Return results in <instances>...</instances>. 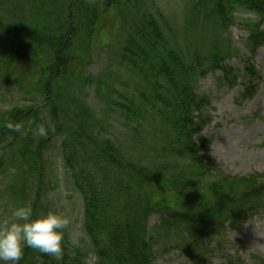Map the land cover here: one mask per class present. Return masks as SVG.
I'll return each instance as SVG.
<instances>
[{
	"label": "trees",
	"instance_id": "trees-1",
	"mask_svg": "<svg viewBox=\"0 0 264 264\" xmlns=\"http://www.w3.org/2000/svg\"><path fill=\"white\" fill-rule=\"evenodd\" d=\"M18 1L0 0V79L41 96L47 121L40 109H28L24 151L42 156L49 137H62L63 169L81 198L80 228L77 220L64 230L62 254H32L26 247L19 264H38L29 258L39 264H156L165 239L196 260L200 241L241 231L264 213V173L226 172L204 155L207 140L198 137L210 123V97L198 89L208 72H217L216 84L225 89L241 81L236 103L255 95L259 78L251 58L264 46V0H192L182 42L153 0H134L129 18L118 13L129 1ZM242 15L251 16L242 21L250 58L222 41ZM116 16L122 19L114 31L121 28L125 39L119 63L133 73L132 92L121 76L112 75L113 90L103 77L85 75L86 57L75 50L78 42L90 49L99 23ZM234 57L240 68L228 64ZM75 66L78 72L68 75ZM92 86L104 107L100 118L83 92ZM19 115L11 110L9 122ZM110 115L122 121L125 135H134L132 143L109 131ZM32 129L39 130L36 143ZM28 174L43 178L41 171ZM152 215L159 223L150 231Z\"/></svg>",
	"mask_w": 264,
	"mask_h": 264
},
{
	"label": "rangeland",
	"instance_id": "rangeland-1",
	"mask_svg": "<svg viewBox=\"0 0 264 264\" xmlns=\"http://www.w3.org/2000/svg\"><path fill=\"white\" fill-rule=\"evenodd\" d=\"M97 1L90 0V2ZM126 1H129L130 4L125 8L124 6L118 8V13L129 18V9L134 5V0H120L122 3ZM145 1L148 3L152 0ZM153 1L167 18L174 35L178 37L179 42H182L183 37L181 34L186 15L185 11L192 0ZM18 2L20 3V1ZM116 17H106L105 20L103 19L99 23L96 27L98 33L95 35L90 49L89 47L86 49L81 42H78L75 50L86 57L88 64L85 75H88L94 81L101 76L110 84L112 75L121 76V80L126 83L128 92H132L134 88L133 73L127 66L119 63V49L125 39L121 28L114 31V28L120 25L122 19ZM250 17L249 15H242L238 18L235 22L236 25L227 30V37L224 32L222 33V41L229 39L234 48L239 50L242 58L249 56L244 48L247 33L242 28V21H249ZM262 29L264 30V19ZM251 63L259 78L257 80V90L251 100L236 103L238 95L242 92L241 81H238L239 85L235 88L225 89L216 84V79L219 77L217 72H208L198 83L199 91L208 95L211 100L207 109L210 123L198 136L207 140L204 155L213 160L221 169L236 176H244L252 172L264 173V46L258 49L251 58ZM228 64L232 68H240L242 62L239 58L234 57L231 58ZM74 71L78 72L76 66L68 69L67 73L72 76ZM112 87L113 90L117 89L115 85H112ZM118 89L121 90L120 85H118ZM83 92L87 105L93 114L100 118L104 107L102 102L95 96V87H86ZM41 101L42 98L37 93L24 92L20 82L10 83L6 79H0L1 122L6 121L7 114L5 113L9 112L11 107L21 106L22 108L32 109L36 105L41 108L40 119L46 122L47 110L43 106L40 107ZM106 117L104 116V118ZM108 120L111 124L109 131L115 137L120 136L119 139L122 141L124 139L126 144L131 142V138L134 140L133 134L125 135L121 130L120 124H122V121L120 119L110 115ZM1 122L0 132L5 131L8 127L6 124L3 127ZM8 134L0 141L2 146H8L7 150L5 149L6 155L3 157V165L1 166L2 163H0V220L9 216L15 206L25 204L31 206L34 216L56 211L69 220L66 229L73 226L77 220H79L77 227L80 228L81 219L78 208L80 207L81 198L69 184L68 174L63 170L61 160L63 138L57 136L50 138L45 145V153L37 157L30 155L31 158L24 151V145L21 150L16 146L19 138H27V124L20 123L19 127L11 130ZM2 146H0L1 150L3 149ZM130 152L134 153V151ZM37 171H41L43 174L42 180H39L37 175L28 174V172ZM19 188H21V191ZM158 223V216L152 215L148 220L149 230L152 231ZM70 236L74 237V242H79L80 239H77L73 232L69 233ZM83 243H77V245L80 248H87ZM199 244V252L194 253L196 254V260H192L183 254L181 250L172 247L165 239L158 244L155 263L262 264L264 263V213L245 223L241 231L228 229L220 237L209 241H200ZM28 251L36 254L35 252L38 249H35L34 252L33 248H29ZM33 260L39 264L38 259L29 258V261Z\"/></svg>",
	"mask_w": 264,
	"mask_h": 264
},
{
	"label": "clouds",
	"instance_id": "clouds-1",
	"mask_svg": "<svg viewBox=\"0 0 264 264\" xmlns=\"http://www.w3.org/2000/svg\"><path fill=\"white\" fill-rule=\"evenodd\" d=\"M40 134H46L44 128ZM68 224L69 220L56 211L34 216L31 206H15L0 220V264H19L24 247L58 258Z\"/></svg>",
	"mask_w": 264,
	"mask_h": 264
},
{
	"label": "flooded vegetation",
	"instance_id": "flooded-vegetation-1",
	"mask_svg": "<svg viewBox=\"0 0 264 264\" xmlns=\"http://www.w3.org/2000/svg\"><path fill=\"white\" fill-rule=\"evenodd\" d=\"M26 111H25V108L22 110V113L20 114V118L22 117V118H24L25 117V115H26V113H25ZM0 115H1V113H0ZM2 115H5V114H2ZM6 117L8 118V115H6ZM1 122V121H0ZM1 124L3 125V127H4V125L6 124V121H3V122H1ZM2 127V128H3ZM1 128V129H2ZM9 130V127L5 130V131H2V132H0V141L4 138V136H5V133H6V131H8ZM4 144V143H3ZM0 146H2L1 145V143H0ZM8 147V146H7ZM7 147H5V146H2V150L0 149V151H1V153H0V163H2L1 165H3V157L6 155L5 154V149L7 150Z\"/></svg>",
	"mask_w": 264,
	"mask_h": 264
}]
</instances>
